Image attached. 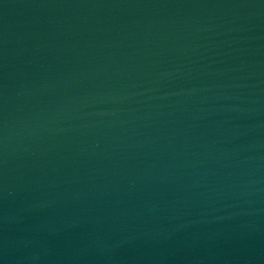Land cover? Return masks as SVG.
Masks as SVG:
<instances>
[{"label":"water","instance_id":"95a60500","mask_svg":"<svg viewBox=\"0 0 264 264\" xmlns=\"http://www.w3.org/2000/svg\"><path fill=\"white\" fill-rule=\"evenodd\" d=\"M0 264H264V0H0Z\"/></svg>","mask_w":264,"mask_h":264}]
</instances>
